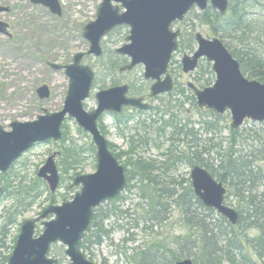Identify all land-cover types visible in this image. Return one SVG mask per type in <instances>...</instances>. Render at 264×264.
I'll use <instances>...</instances> for the list:
<instances>
[{"label": "rangeland", "instance_id": "rangeland-1", "mask_svg": "<svg viewBox=\"0 0 264 264\" xmlns=\"http://www.w3.org/2000/svg\"><path fill=\"white\" fill-rule=\"evenodd\" d=\"M104 1L58 0L62 16L57 17L47 8L35 6L29 0H0V6L11 9L8 14H0V20L10 24V32L13 34L12 38L0 35V126L6 131H11L10 125L13 122H31L43 115L44 111L59 113L63 110L69 78L64 70L55 71L52 65H70L76 54L89 51L90 44L84 38V28L96 21L98 10ZM121 11L124 9L121 8ZM201 14L199 9L194 8L184 21L172 26L174 31L180 30L178 51L173 56L168 71L175 84L174 91L170 95L164 94L149 100L150 111L124 109L120 115L105 113L99 120L102 135L113 146L111 152L125 167L126 172L135 176V162H152L156 166L153 170L155 175L168 181L175 179L182 184L181 187L177 185L175 190L170 188L176 193H181L182 189L189 187L193 167L186 160H174L189 157L192 149L203 153L206 145H210L214 151L210 155H204V158L215 168L220 165V156L217 153L222 152L236 157L242 153L243 156L249 155L252 160V154H256L260 159H256L257 163L264 169V159L259 155V151L264 153V122L246 120L240 129L233 130L231 114L226 112L224 115L218 114L220 119L217 123H220L222 129L220 133L207 135L203 130V122L215 119L209 111L199 109L194 90L189 86L193 85L198 90L212 87L216 82L213 64L202 59L198 68L188 74L183 72L182 66L183 58L192 56L198 50L195 40L197 34L209 40L220 39L209 25L201 23ZM129 33L128 26L117 27L102 40V57L89 55L84 58L83 64L95 73L91 96L85 102L88 112L97 108L95 97L98 92L117 86L129 85L130 96L133 97L149 96L152 83L144 79L143 66L120 73V69L131 62L130 58L117 53V50L127 44ZM190 36L194 38L191 43L188 39ZM257 37L259 38V35H252L251 42H257ZM260 40L264 44V32ZM111 67L114 70L109 72L108 68ZM44 85L50 87L51 95L49 99L41 100L37 90ZM158 109L162 112H158ZM167 110L176 115L177 120L181 121V126L186 124L187 129H194L195 137L174 135L176 139L171 141L173 130L164 132L160 121L170 119L169 113L164 115ZM62 135V140L57 143L36 144L13 164L4 178L0 177L1 185L4 189L7 188L0 196V228L3 225L8 228V248L15 247L22 224L26 220L40 217L46 208L53 205L49 201L51 196L55 197L56 206L72 201L80 191V187L71 188L74 179L77 176L94 174L97 170V151L92 136L79 128L74 119H66L62 126ZM70 151L72 157L67 156ZM54 155L60 185L57 192L52 194L48 184L39 179L38 173ZM130 177L127 174L128 186L120 196L121 201L117 203L128 215L121 219L111 218L106 223L107 229H112L110 238L105 239L101 246L91 248L86 256L95 264H138L142 252L162 249L160 252L166 251L169 254V250H172L179 257L182 255L178 254H188L189 245L183 251L178 250L179 239L189 236L190 231L173 200L168 194L160 200L164 208L168 209V218L161 221L165 215L164 210L157 215L154 212L149 213L152 196L147 197L143 193L146 183L141 184L138 178L128 180ZM156 187L159 186L154 188ZM151 189L153 193V186ZM148 191L150 193V188L146 189L147 193ZM225 204L237 210L234 197H228ZM196 212L200 218L211 215L215 217L218 214L216 211L211 214ZM51 219L52 217L47 218V221ZM137 224L138 227H135ZM42 231L43 227L39 226L37 233ZM241 233L247 240L258 236L254 229ZM243 246L248 260L255 264H264L250 244L243 243ZM13 250L4 249L5 256L10 257ZM65 251L66 247L56 244L51 248V257L59 260L61 264H70ZM175 255L170 253V258ZM184 259L194 262L193 258ZM237 261L242 264L239 259Z\"/></svg>", "mask_w": 264, "mask_h": 264}, {"label": "water", "instance_id": "water-1", "mask_svg": "<svg viewBox=\"0 0 264 264\" xmlns=\"http://www.w3.org/2000/svg\"><path fill=\"white\" fill-rule=\"evenodd\" d=\"M43 5L52 14L61 16L58 0H30ZM230 7L229 0H105L97 13V19L84 28V38L89 42L87 53L76 54L67 66L52 65L55 71H65L69 87L63 110L59 113L43 112L31 122H13L11 131L0 126V174H6L13 164L36 144L62 140V126L66 119H74L84 132L92 136L97 151V170L91 175L74 179L71 188L81 187L70 202L51 205L40 217L26 220L21 227L16 245L7 264H60L50 256L53 245L66 247L65 254L70 264H95L83 252L81 245L90 232L95 211L103 204L119 197L127 187L126 169L112 154L108 140L99 129V120L105 113L121 114L125 108L149 111L151 106L143 97H131L130 86L122 85L96 94L97 108L88 112L85 102L90 98L95 82V73L83 64L86 56H103L101 42L120 26L130 28L127 44L117 50L123 57L130 58L129 65L120 73L145 69L144 79L152 82L149 98L169 94L174 90L173 78L168 73L174 54L178 51L180 30L174 31L175 23L197 8L205 12L212 8L222 16ZM121 8L124 11H121ZM4 11V9H0ZM8 26L0 22V35H9ZM198 50L182 61L185 74L194 72L202 59L213 64L216 82L202 90L193 85L197 105L200 109L212 110L219 115L230 112L231 128L240 129L246 120L264 122V84L248 79L240 63L233 57L220 39H206L201 34L195 38ZM41 100L50 98L48 85L37 90ZM68 116V118H67ZM56 156L48 159L38 173L52 194L60 185V175L55 163ZM195 195L208 209L217 211L232 225L239 220L238 212L225 204L227 190L204 168L194 167L191 171ZM4 188L0 181V196ZM52 217L50 221L47 218ZM41 222L42 233L37 236V225ZM176 264H194L183 259Z\"/></svg>", "mask_w": 264, "mask_h": 264}, {"label": "trees", "instance_id": "trees-1", "mask_svg": "<svg viewBox=\"0 0 264 264\" xmlns=\"http://www.w3.org/2000/svg\"><path fill=\"white\" fill-rule=\"evenodd\" d=\"M229 1L230 8L227 15L222 16L214 9L208 8L200 15V21L209 25L213 33L222 40L225 47L240 63L242 72L248 79L257 80L264 84V44L260 40L262 32H264V0ZM255 34L259 35V38H255L257 42L252 43L251 36ZM188 39L190 43L194 41L193 36ZM124 60L122 59V61ZM113 70V67L108 68L109 72ZM157 111L162 112L160 109ZM170 112L171 110H167L164 114H170L169 120L163 121V119H160V121H162L164 126V132L168 129L173 130L171 141L176 139L174 135L195 137V130L187 129L186 124L181 126V121L177 120L173 112ZM209 113L212 114L215 120L203 122L202 127L207 135H216V132L220 133L222 130L219 126L220 123H217L220 116L217 113L216 115L214 111H209ZM109 147L110 150L113 148L110 144ZM213 151L214 148L206 145L203 153L195 152L192 149L189 157L176 158L174 161L181 162L186 160L193 168L197 166L204 168L214 179L228 188L226 200L228 197H234L236 200L239 214L237 225H232L226 218L218 214H216V218L212 215L200 218L196 211L209 212L208 214H211L214 213V210L207 209L200 199L195 196L190 181L189 187L182 189L181 193H176L174 190L177 185L182 186L180 182L175 179L168 181L165 178H161V176L155 175L153 170L156 169V166L152 162L137 161L134 164L135 176L133 174L130 175L128 172L126 173L128 177L131 176L128 180L138 178L141 184L146 183L145 185L147 186L143 187V193L147 197L148 195L152 196L149 213L152 214L154 212L157 215L161 210H164L163 219L158 220L165 221L168 218V209L164 208V204L160 200H163L164 195L168 194V197L173 200L174 206L183 215V220L190 231V235L184 239H179L178 243V250L181 251L189 245L190 251L188 254H178L182 255L179 257L172 250H169L168 254L166 251L160 252L162 249H157L152 252H142L138 264H167L168 260H170L168 264H176L184 258H193L194 262L199 264H224L225 262L238 264V259L242 261V264H255L248 260L246 253H244L243 243L250 244L256 255L264 261V169L257 163V160L260 159L256 154H252L254 156L252 160L249 155L243 156L242 153L236 157V155L233 156L230 153L219 152L217 155L220 156V165L215 168L210 164L209 160L204 158V155H210ZM259 152L260 157L262 156L261 159H264V153ZM71 153V151L68 152L67 156L71 155ZM0 177L4 178V176ZM152 186L153 193H151ZM155 186L159 187L155 189ZM148 188H150V193L149 191L148 193L146 192ZM121 199L119 196L108 202L105 207L101 206L96 210L92 228L81 246L85 254L90 253L91 248L94 246H101L105 239L110 238L112 229L108 230L106 223L111 218L118 217L117 219H121L128 215V212L121 210L117 206ZM49 201L55 205V197L51 196ZM158 207H161V209H158ZM112 227L116 228L117 226ZM135 227H138V224ZM249 229L256 230L258 236L247 240L242 236L241 231ZM8 235V228L3 225L0 228V264H6L9 259V255L5 256L4 249H14V247L8 248L6 244ZM242 237L246 240H243ZM170 253L175 256L170 258Z\"/></svg>", "mask_w": 264, "mask_h": 264}, {"label": "flooded vegetation", "instance_id": "flooded-vegetation-1", "mask_svg": "<svg viewBox=\"0 0 264 264\" xmlns=\"http://www.w3.org/2000/svg\"><path fill=\"white\" fill-rule=\"evenodd\" d=\"M30 1V0H29ZM30 3L31 4H33L31 1H30ZM33 5H35V4H33ZM35 6H43V5H35ZM61 6V5H60ZM43 7H45V6H43ZM45 8H47V7H45ZM0 9H4V11H0V14H8V13H10V11H11V9L9 8V7H6V6H0ZM49 11H50V9L49 8H47ZM51 12V11H50ZM51 14H52V12H51ZM54 15V14H53ZM55 16H57V15H55ZM62 16V15H61ZM61 16H57V17H61ZM0 22L1 23H4V24H6L7 26H8V29H7V32H8V36L7 35H3V34H1V36H6V37H8V38H12L13 37V34L10 32V24L8 23V22H6V21H2V20H0ZM212 70H213V68H212ZM152 83V82H151ZM152 86V85H151ZM204 89V88H203ZM130 92H131V90H130ZM144 99H145V102L146 103H148V101L149 100H151L152 98H149V96L148 97H143Z\"/></svg>", "mask_w": 264, "mask_h": 264}, {"label": "bare ground", "instance_id": "bare-ground-1", "mask_svg": "<svg viewBox=\"0 0 264 264\" xmlns=\"http://www.w3.org/2000/svg\"><path fill=\"white\" fill-rule=\"evenodd\" d=\"M216 180V179H215ZM218 181V180H217ZM219 182V181H218ZM208 209V208H207ZM211 210H213V209H211ZM215 211V210H214ZM217 212V211H216ZM218 215H220V214H218ZM221 216V215H220ZM237 225V224H236ZM194 263V262H193Z\"/></svg>", "mask_w": 264, "mask_h": 264}]
</instances>
